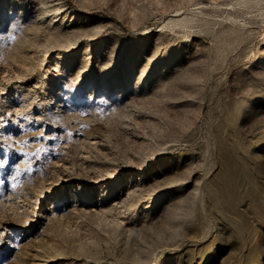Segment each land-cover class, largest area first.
<instances>
[{
	"label": "rangeland",
	"instance_id": "374dc122",
	"mask_svg": "<svg viewBox=\"0 0 264 264\" xmlns=\"http://www.w3.org/2000/svg\"><path fill=\"white\" fill-rule=\"evenodd\" d=\"M0 264H264V0H0Z\"/></svg>",
	"mask_w": 264,
	"mask_h": 264
},
{
	"label": "snow or ice",
	"instance_id": "6c2138e0",
	"mask_svg": "<svg viewBox=\"0 0 264 264\" xmlns=\"http://www.w3.org/2000/svg\"><path fill=\"white\" fill-rule=\"evenodd\" d=\"M8 161L5 159L3 163H0V167H3L4 164H7ZM4 181L3 180H0V184H3ZM4 235V230L3 229H0V236H3Z\"/></svg>",
	"mask_w": 264,
	"mask_h": 264
}]
</instances>
